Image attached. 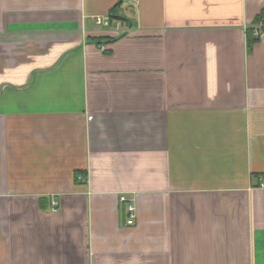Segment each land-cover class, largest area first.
Masks as SVG:
<instances>
[{
  "label": "crops",
  "instance_id": "crops-1",
  "mask_svg": "<svg viewBox=\"0 0 264 264\" xmlns=\"http://www.w3.org/2000/svg\"><path fill=\"white\" fill-rule=\"evenodd\" d=\"M263 10L0 0V264H264Z\"/></svg>",
  "mask_w": 264,
  "mask_h": 264
},
{
  "label": "built area",
  "instance_id": "built-area-1",
  "mask_svg": "<svg viewBox=\"0 0 264 264\" xmlns=\"http://www.w3.org/2000/svg\"><path fill=\"white\" fill-rule=\"evenodd\" d=\"M96 25L102 26L108 30L111 34H119L122 32H126L128 29L127 27H123V22L116 21L114 16L109 13L106 15H97L94 18ZM264 27V23L261 21L258 25L255 26V35L260 36L262 29ZM120 201L123 203H128V199L125 195L120 196ZM57 204L58 202L54 201V210L57 211ZM135 206L133 204L127 205V219L126 223L128 225H134L136 222V213H135Z\"/></svg>",
  "mask_w": 264,
  "mask_h": 264
},
{
  "label": "trees",
  "instance_id": "trees-1",
  "mask_svg": "<svg viewBox=\"0 0 264 264\" xmlns=\"http://www.w3.org/2000/svg\"><path fill=\"white\" fill-rule=\"evenodd\" d=\"M264 22V10L262 11V13L260 14V17L258 18V23L259 22ZM250 31V33H249V47H250V50H251V47H252V44L254 43V42H256V41H258L259 40V36H256L255 35V30H254V28L252 27V28H250L249 29ZM262 30H264V27H263V29Z\"/></svg>",
  "mask_w": 264,
  "mask_h": 264
}]
</instances>
